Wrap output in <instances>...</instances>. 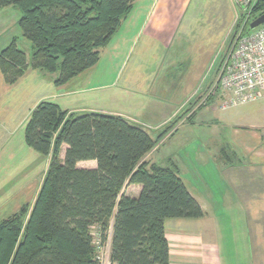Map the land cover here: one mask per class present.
Instances as JSON below:
<instances>
[{
  "label": "crops",
  "instance_id": "1",
  "mask_svg": "<svg viewBox=\"0 0 264 264\" xmlns=\"http://www.w3.org/2000/svg\"><path fill=\"white\" fill-rule=\"evenodd\" d=\"M211 1L136 0L112 42L101 49L99 62L62 85L33 68L11 84L0 70V213L19 190L30 188L34 195L32 201L15 204L12 213L24 204L32 206L39 194L51 154L28 144L26 125L37 105L51 100L69 113L98 111L155 127L158 135L151 136L159 141L146 157L150 164L160 165L151 156L166 141L183 145L178 140L184 128L190 139L172 147L168 164L160 166L178 171L205 215L165 219L170 264H264V94L229 109L220 107L222 91L201 103L227 39L220 44L224 37L208 36L205 29ZM140 45L157 47L156 63L147 64L149 54H141ZM209 45L221 47L205 59ZM136 52L135 65H130ZM205 125L209 130H201ZM66 148L64 144V155ZM182 151L195 163L215 160V173L182 166L177 158ZM40 161L44 165L38 171ZM78 166L95 168L97 162L80 161ZM131 185L135 191L126 193L137 196L141 185Z\"/></svg>",
  "mask_w": 264,
  "mask_h": 264
},
{
  "label": "trees",
  "instance_id": "2",
  "mask_svg": "<svg viewBox=\"0 0 264 264\" xmlns=\"http://www.w3.org/2000/svg\"><path fill=\"white\" fill-rule=\"evenodd\" d=\"M135 2L0 0V10H21L19 26L33 45L30 57L16 38L0 52L6 82L33 68L56 74L62 85L94 67ZM263 12L259 0L247 29ZM26 140L51 154L50 164L34 204L0 221V264H101L97 239L101 246L110 240L115 264H170L165 219L205 215L175 168L146 160L159 139L123 116L69 113L45 100L27 122ZM85 160L97 167H79ZM131 184L141 185L137 196L125 193Z\"/></svg>",
  "mask_w": 264,
  "mask_h": 264
},
{
  "label": "rangeland",
  "instance_id": "3",
  "mask_svg": "<svg viewBox=\"0 0 264 264\" xmlns=\"http://www.w3.org/2000/svg\"><path fill=\"white\" fill-rule=\"evenodd\" d=\"M208 9L206 11V15L204 20V25H205V29L208 33V36L211 34H215L218 33L219 40L220 38H223L222 41L220 42V44H223V41H225V45L223 47V49L221 50V54H220V58L219 61L215 67V75L213 77V81L211 83V85L209 86V88L205 91V97L203 99V101H209L210 96L212 95H216V93L221 92V89L218 87L220 86L219 84V71L220 68L222 66L223 61L225 60L226 56L228 55V53L231 51V49L233 48V44H234V37L236 35V33H239L240 31H244V32H251L254 29H251L249 26V29H247V25L249 23L248 20L251 19L252 17V13L246 17V15L243 14H239L237 12V8L234 4V2L232 0H215V1H211L208 4ZM22 16V12L21 10L16 7V6H8L6 8H4V10L0 11V52L9 45V43L12 41V39L14 37H16L18 39V44L20 46V48H22V50L27 51L28 53L31 54V52L33 51V45L32 42L30 40H28L27 38H25L23 36L22 30L19 26V20ZM206 41V40H204ZM142 48L141 50V54H144L145 56H149L145 59L147 64L152 65L153 63H156V61L153 59L154 55H157V47L153 46V45H149V46H145V45H140ZM145 46V47H144ZM212 46L209 45L208 46V51L205 52V59L211 58L215 52L217 54L219 47L221 46ZM198 46L193 47L194 52L195 50H197ZM200 50L202 49L199 48ZM137 52L133 54V56L130 59V65H135L137 56H136ZM180 59L181 57L184 55L180 54ZM198 58L200 59V55H198ZM190 58L187 59V61ZM206 61V60H204ZM183 64H185V62H183ZM200 64V63H198ZM165 73V72H164ZM49 75L52 77H54V80L56 78V74H50ZM164 75V74H163ZM163 80V78H161V76L159 77L158 81H157V86H159L161 84V81ZM207 99V100H205ZM195 100V98H194ZM152 136H157L158 132L155 130L156 128L150 125H143ZM205 127L209 130V126L205 125L200 127L201 130L202 128ZM185 129L183 128L182 132H180V138H179V142H181L182 140H184L185 142L183 143V145L178 144V143H172L173 141H166L164 144L161 145L160 147V152H154L152 154V160L154 162H157L160 165H166L168 164L167 160H165V158L170 154V150L172 147H176V145L178 146H185L187 139L189 140L190 138H187V132L184 131ZM196 134H199L201 131L197 130L195 131ZM190 137V136H189ZM178 139V138H177ZM172 143V144H171ZM176 148H173V151H175ZM186 152L182 151L181 155L182 157H178V160L180 161V164L184 167H187L188 169L192 170H196V168L200 167H205L204 169H208L209 171L215 173V167L214 165L216 164L215 160H210L209 164L208 162H206V160H202L203 162H198L195 163L194 160L192 158H188L187 155L185 154ZM62 159L64 158V151H62ZM45 162V157L41 156ZM38 164V163H37ZM197 164H199L197 166ZM41 165L42 162L40 161L39 163V167H38V171L39 168L41 169ZM44 165V163H43ZM42 165V166H43ZM203 170V169H202ZM197 175V172H195ZM37 179V177H36ZM34 183V182H33ZM32 183V184H33ZM23 187V186H22ZM135 187L133 185L128 186L125 189V193L129 192V193H133L135 191ZM32 189L28 188L26 190H19L16 193V196L11 198L10 201V206L9 207H1V218H5L7 217L10 213L13 212L14 208L13 207L15 204H17L18 202L22 201H32L33 195H34V191H31ZM11 195L13 196V193H11ZM96 232V231H95ZM111 249V245H110V240L107 241V243H105V245H103L102 247L99 248V253L102 255H105L109 250Z\"/></svg>",
  "mask_w": 264,
  "mask_h": 264
},
{
  "label": "built area",
  "instance_id": "4",
  "mask_svg": "<svg viewBox=\"0 0 264 264\" xmlns=\"http://www.w3.org/2000/svg\"><path fill=\"white\" fill-rule=\"evenodd\" d=\"M239 14L249 16L259 0H233ZM250 21V20H248ZM219 71V84L225 97L222 109L259 100L264 94V24L251 32L240 31ZM96 244L101 246L100 239ZM99 247V248H100ZM98 259L101 264H115L110 250Z\"/></svg>",
  "mask_w": 264,
  "mask_h": 264
},
{
  "label": "water",
  "instance_id": "5",
  "mask_svg": "<svg viewBox=\"0 0 264 264\" xmlns=\"http://www.w3.org/2000/svg\"><path fill=\"white\" fill-rule=\"evenodd\" d=\"M262 24H264V12L262 14H260L259 16H257L255 19H253L250 22L249 26L251 29H255Z\"/></svg>",
  "mask_w": 264,
  "mask_h": 264
}]
</instances>
